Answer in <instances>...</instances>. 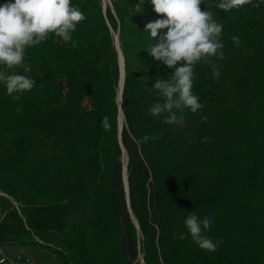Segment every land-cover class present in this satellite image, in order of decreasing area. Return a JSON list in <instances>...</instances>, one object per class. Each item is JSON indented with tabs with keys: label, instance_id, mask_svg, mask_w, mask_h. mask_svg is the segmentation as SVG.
Wrapping results in <instances>:
<instances>
[{
	"label": "trees",
	"instance_id": "16d2710c",
	"mask_svg": "<svg viewBox=\"0 0 264 264\" xmlns=\"http://www.w3.org/2000/svg\"><path fill=\"white\" fill-rule=\"evenodd\" d=\"M219 2L206 5L223 25L224 58L194 66L203 108L177 111L178 123L150 112L163 102L155 78L173 71L146 50L145 25L162 18L151 0H72L85 14L77 46L50 34L26 48L31 71L8 73L33 89L17 101L0 82V245L41 244L59 264H136L139 254L143 264H264V0L227 13ZM191 213L213 220L204 234L223 241L216 251L187 234Z\"/></svg>",
	"mask_w": 264,
	"mask_h": 264
},
{
	"label": "clouds",
	"instance_id": "9594fccd",
	"mask_svg": "<svg viewBox=\"0 0 264 264\" xmlns=\"http://www.w3.org/2000/svg\"><path fill=\"white\" fill-rule=\"evenodd\" d=\"M151 4L162 18L145 25L144 31L155 41L146 50L158 65L173 71L170 78H155L152 88L163 97V102L155 103L150 112L154 116L164 115L166 124L178 123L177 111L190 109L196 113L203 108L192 90L194 66L202 60L212 63L210 57L224 58L221 40L223 25L213 18L212 11L207 10L206 0H151ZM202 4L205 5L203 9ZM249 4H252V0H220L217 7L227 13ZM84 19V12L78 6H73L72 0H5L0 4V82L5 84L7 94L19 101L20 94L33 89L36 83L25 74L8 73V70L17 67H23L25 73L31 71L30 67L24 66L27 47L40 44L50 34L76 47L72 33ZM232 41L239 46V37L233 36ZM220 75L213 64V79L218 80ZM20 110L17 108V111ZM201 119L207 121V117ZM101 123L105 131L110 130L107 116L103 117ZM155 139L158 137L145 134L142 142ZM212 223L209 216L200 219L195 213L189 214L184 221L191 240L210 252L216 251L223 242L213 241L204 234ZM185 236V233L178 234L181 240Z\"/></svg>",
	"mask_w": 264,
	"mask_h": 264
},
{
	"label": "rangeland",
	"instance_id": "374dc122",
	"mask_svg": "<svg viewBox=\"0 0 264 264\" xmlns=\"http://www.w3.org/2000/svg\"><path fill=\"white\" fill-rule=\"evenodd\" d=\"M101 1L103 5L105 4L106 0H101ZM113 39H114V34H113ZM122 161L125 164L124 152L122 153ZM134 224H135V221H134ZM16 251L25 252V253H28L34 256L35 258L39 260L41 264H59V261H60L59 258L48 247L41 245V244H21L18 242H8V243L0 245V254L1 253H13ZM136 264H143L140 254L138 255Z\"/></svg>",
	"mask_w": 264,
	"mask_h": 264
},
{
	"label": "water",
	"instance_id": "95a60500",
	"mask_svg": "<svg viewBox=\"0 0 264 264\" xmlns=\"http://www.w3.org/2000/svg\"><path fill=\"white\" fill-rule=\"evenodd\" d=\"M103 6H104V4H103ZM114 45H115V48H116V51H117V63H118V82H117L118 91H117V95H116V103H117L116 122H117V137H118V140H119V132L121 130L122 121L118 122L117 115H118L119 111L121 112L119 102H120V93H121L122 80H123V62H122V56H121V53H120V50H119V47H118V44H117V36H116V34H114ZM121 115H122V112H121ZM122 153H123V151H122ZM121 176H122L123 190L125 192V199H126V202H127V198H128V196H127V181H126V173H125V164H124V162H123L122 167H121ZM135 226H137L136 222H135Z\"/></svg>",
	"mask_w": 264,
	"mask_h": 264
},
{
	"label": "built area",
	"instance_id": "2783aa9c",
	"mask_svg": "<svg viewBox=\"0 0 264 264\" xmlns=\"http://www.w3.org/2000/svg\"><path fill=\"white\" fill-rule=\"evenodd\" d=\"M0 264H41L34 256L16 251L13 253H1Z\"/></svg>",
	"mask_w": 264,
	"mask_h": 264
},
{
	"label": "bare ground",
	"instance_id": "6f19581e",
	"mask_svg": "<svg viewBox=\"0 0 264 264\" xmlns=\"http://www.w3.org/2000/svg\"><path fill=\"white\" fill-rule=\"evenodd\" d=\"M117 119H118V122H119V121L121 122V121L123 120L120 111L118 112ZM122 122H123V121H122Z\"/></svg>",
	"mask_w": 264,
	"mask_h": 264
}]
</instances>
